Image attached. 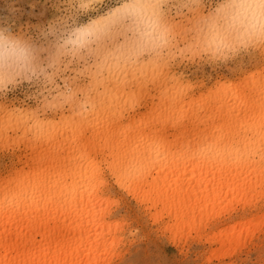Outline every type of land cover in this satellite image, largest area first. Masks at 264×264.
<instances>
[{
  "label": "bare ground",
  "instance_id": "obj_1",
  "mask_svg": "<svg viewBox=\"0 0 264 264\" xmlns=\"http://www.w3.org/2000/svg\"><path fill=\"white\" fill-rule=\"evenodd\" d=\"M147 1L129 0L126 5L118 7L106 18H100L93 25L81 29L78 38L75 37L77 43L89 48L88 40L99 36L110 20L111 23L114 22V17L118 20L116 15H121V12L133 11L142 15L141 20L142 17L145 19L142 13L153 12L154 6L152 0ZM231 1L233 11L230 15L236 24L233 21L235 26L232 24L233 27L224 28L226 31L222 29V25L221 28L216 25L210 38L211 44L260 37L262 39L264 0ZM159 26L161 27L160 23L155 21L143 32L146 36L154 38L163 30H160ZM3 45L0 44V54L5 56L7 53L5 54ZM20 59L22 60L21 53L18 52L15 61ZM111 69L109 66L105 69L107 76L104 80L98 79L93 88L96 92L100 91V95L107 91V95L95 103L86 100L84 105H88L87 110L84 107L85 110H78L58 122L35 119L30 114L15 110L6 112V120L2 118L0 121V138L4 142H8L10 137L7 133L11 131L20 133L22 138L30 135L32 141L25 139L30 140L29 148L32 150L39 146L36 141L40 145H51V142L54 146L55 141L60 145L48 150V155L37 151L27 170L24 169L25 173L0 182V264H107L117 252L118 255L126 221L109 218L110 209L118 203V199H113L109 194L105 171L113 177V183L118 189L128 194L142 210L148 212L151 222L158 223L161 229L158 230L168 234L172 245L173 241L182 242L183 239L185 242L191 235L196 237H193V240L203 238L204 243L216 244L212 256L218 259L228 254L227 251L232 250V247L243 244L245 239L248 241L249 237L259 230L258 226H262L261 221L260 225L256 224L260 219L253 221L254 224L252 220L255 219L250 217L240 219L229 227L213 230L208 228L211 221H215L222 213L221 205L237 198L239 201L243 199L241 207L245 208L247 203L251 205L250 201H253L250 196L258 194L260 197V193L262 195L264 192L260 190V193H256L257 187L262 188L260 186L264 180V151L260 148L264 147V142H261L262 139L264 141V136L260 138L264 132L257 130L259 126L264 127V98L259 97L264 94V69H259L263 73L262 80H259L260 74L257 75L254 71L252 74L257 76L253 74V77H250L252 75L248 74L250 81L247 80L253 86L248 88L247 93L243 90L244 82L247 83L245 80L242 85L239 82V85H234L230 81L232 84L225 85L227 87H222L223 82L219 83L223 85H218V90L213 91L223 92L216 94L217 99L214 98L218 105L211 106L210 94V100L206 98L209 101L202 100L206 103H198L197 111H192L193 108H183L182 106L188 107L193 102L191 99L192 102L186 104L177 102L181 100L183 91L192 88L185 84L188 88L184 87L185 85H180L183 88L175 87L179 90L178 93L169 91L168 94L163 90L162 94H168L166 96L173 101L172 104L167 100L164 102L163 95L161 106L158 108L160 112L154 113V110L149 114L151 116L139 119L131 117L126 123L118 122L114 125L110 117H120V111L123 110L121 107L132 103L136 97L134 98V94L123 95V91L119 92L123 93V96L118 94L120 90L116 88L118 85L113 84L116 80L111 76ZM112 70L114 72V67ZM255 71L258 73V70ZM122 75L126 78L125 74ZM110 81H113L112 90L107 86ZM259 81L262 89L260 86L256 87ZM111 84L109 83L110 86ZM178 94L181 98L177 99ZM208 104L211 107H208ZM131 107L133 106L130 104ZM124 109L126 110V107ZM169 110L173 111L163 118L161 113H168ZM0 111L3 112V109ZM171 112H174V115H171ZM162 121H166V124L170 122L169 124L176 128L181 127L184 131L187 124L194 125L198 131H194L196 134L193 133L190 139L183 137L184 140L176 146L167 140V135L165 140V134L160 129L165 124L163 122L161 125ZM157 123L161 125L158 126L159 129L153 127ZM237 126L238 128H235ZM88 127L90 131L88 135H84L88 132L85 129ZM145 130L150 133L144 135ZM255 137L261 139L256 142L263 143V146L261 143L260 146L257 145L256 142H252L256 146L252 145L251 141L256 140ZM58 138L65 139L67 146H63L64 140H60L64 142L62 145ZM254 192L255 194H251ZM247 195L250 197L249 202H245ZM243 202L246 203L244 206ZM231 204L228 203L225 209ZM256 204L252 203V209L256 208ZM233 206L230 207L232 210ZM223 209L222 211L225 210ZM232 210L230 212H234ZM257 212L258 210L255 213ZM38 230L42 232L38 233L41 240L37 241L30 237V232H39ZM73 234L76 240L67 236ZM233 250L230 253H235Z\"/></svg>",
  "mask_w": 264,
  "mask_h": 264
},
{
  "label": "rangeland",
  "instance_id": "obj_2",
  "mask_svg": "<svg viewBox=\"0 0 264 264\" xmlns=\"http://www.w3.org/2000/svg\"><path fill=\"white\" fill-rule=\"evenodd\" d=\"M230 1L152 0L153 12L142 13L145 17V19L142 17L144 21L140 18L142 15L133 11L121 12V15L120 13L116 15L118 20L115 17L113 23L110 20L111 22L105 26L99 36H96L97 38L91 37L90 41L88 40L90 45L88 48L78 44L75 39V37L78 38L81 29L93 25L100 18H106L109 13L126 5L129 0H0V38L5 46L0 44L6 49L5 54L7 53L5 56L0 54V110L3 109V112L0 111V121L6 120V112L15 110L30 114L35 119L52 120V122L71 116L78 110H87L88 105H84L86 100L95 103L107 95V91L100 95L98 93L100 91L96 92L93 88L98 83V79H105L107 76L105 69L108 66L115 69L114 72L111 69V76L116 82L109 83L118 85V87L115 86L120 90L118 94L123 91V95L134 94V98L136 97L130 103L133 106L132 109L130 104H125L121 107L123 110L120 111L122 112L120 117L109 118L112 125L118 122L126 123L131 117L139 119L151 116L149 114H152L154 110V113L160 112L158 108L161 106L163 95L164 102L167 100L172 104L173 100H169L166 95L179 91L177 90L179 86L185 84L192 88L185 91L182 89L183 92H179L182 98L178 94L177 99L180 97L183 100L181 102L179 98L180 101H176L178 104H186L192 102L191 100L193 102L188 107L182 106L183 108L188 110L193 108L192 111H197L198 103L204 104L210 100L209 98H211V106L218 105L216 94L218 95L220 90L216 93L214 90H218L219 86L224 84L222 86L224 87L232 83L236 85L238 82L242 85L243 80L247 81L244 84L250 85L249 78L253 77L254 73L260 74L259 80H262L264 75L262 71H259L264 69V37L226 41L218 45L211 44L210 38L216 25L220 28L223 26L222 29L225 30L236 24L230 15L233 11L232 1ZM155 21L160 23V30L163 29L162 33L160 32L162 35L159 36V33L154 38H150L144 32ZM18 52L21 53L22 60L15 61ZM104 66L107 67L104 68ZM255 70H258V73ZM122 73L126 75V78L122 77ZM116 74L118 78L115 77ZM248 74L252 76L248 78ZM255 74L254 76H257ZM119 78L123 80L120 79V82ZM221 82L223 84L220 85ZM259 82L256 83V87L260 86L262 89L263 86ZM109 83L107 86L112 90L113 84L110 86ZM244 84L243 90L247 93L253 85L247 87ZM186 85L184 87H187ZM180 87L183 88V86ZM163 90L168 94H162ZM263 96L264 94L259 97L264 98ZM193 103L196 106L192 105ZM209 104L208 107H211ZM170 111L173 110H169L168 113L162 112L163 118L166 114L170 115ZM174 112H171V115H174ZM122 115H124L123 119ZM73 118L76 119V116ZM168 119L170 120L169 117ZM169 123L162 126L157 123L159 125L155 124L153 127L159 129L158 126H161L165 140L169 137L167 140L172 141L176 146L185 137L190 139L198 131L194 125L187 124L184 131L181 127L176 128ZM260 127L257 130L261 129V132H264L262 130L264 127ZM85 129L88 132L84 135H88L90 128ZM149 133L147 130L143 131L144 135ZM7 134L10 137L8 142L0 138V182L25 173L37 151L40 153L43 151L46 155L51 148L60 146L56 144V141L54 146L51 142V145L49 143L40 145L36 141V145L39 144V146L32 150L29 148L30 140L32 141L30 135L22 138L20 133L8 131ZM261 135L259 136L262 139L264 133ZM25 138L30 140L26 141ZM260 138L255 137L256 140L253 139L251 143L261 140ZM60 140H64V145ZM262 140L261 142H264ZM58 141L63 146H67L68 142L65 139L58 138ZM260 143L257 145L260 146ZM261 145L263 146V143ZM260 148L264 151V147ZM97 156L99 158V154ZM104 177L109 194L113 199H118L117 206L113 205L112 210L110 209L109 218L128 222V225L126 223L123 225L120 252L118 255V252L116 253V258L111 257L107 264H264V192L262 195L260 193V190H264L262 189L264 180L261 182L260 188H262L256 189V193H260L261 198L258 194L252 195L253 198L250 196L255 192L249 194L253 201L256 199L258 202L250 201L251 205L246 204L245 202L250 200L248 195L246 196L248 199L243 202V206L245 204L247 206L245 208L241 207L243 199H240L241 202L237 198L234 199L239 206L235 205L237 202L234 200L227 202L226 205L232 202L231 206L234 205V209L232 210L229 206L227 211L226 205H221L227 212L220 209L221 215L219 214V217L208 225V228L212 230L229 227L240 219L250 217L255 219L252 222L260 219L257 225H260V221L263 222L262 226L260 225L261 228L258 226L259 230L256 226L257 232L253 231L255 235H251L253 238L250 239L251 236L249 240L247 238L249 242L245 239L244 242L242 241L245 245L237 244L235 248L232 247L235 253H230L232 252L230 249L227 251L228 254L217 259L212 256L216 244L207 242L209 246L204 243L203 238H199L201 241L198 238L193 240L195 236L191 235L189 238L192 239L188 238L189 241L187 239L184 240L185 242L183 239L182 242L173 241L172 245L168 234L160 231L158 223L151 222L152 219H149L148 212L142 210L128 194L117 188L113 183V177L107 171L104 172ZM252 203H257L255 209H252ZM257 210L258 212L255 213ZM253 212L256 215L259 213V217L257 218ZM36 231H31L30 237L37 241L41 240L38 233L42 230ZM67 236L69 239L74 237L76 240L75 234Z\"/></svg>",
  "mask_w": 264,
  "mask_h": 264
},
{
  "label": "clouds",
  "instance_id": "obj_3",
  "mask_svg": "<svg viewBox=\"0 0 264 264\" xmlns=\"http://www.w3.org/2000/svg\"><path fill=\"white\" fill-rule=\"evenodd\" d=\"M0 43H2V38H0Z\"/></svg>",
  "mask_w": 264,
  "mask_h": 264
}]
</instances>
